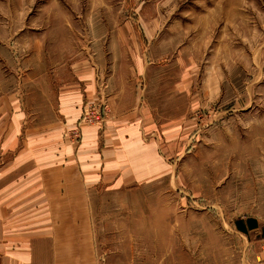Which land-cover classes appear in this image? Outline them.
I'll use <instances>...</instances> for the list:
<instances>
[{
	"label": "rangeland",
	"instance_id": "1",
	"mask_svg": "<svg viewBox=\"0 0 264 264\" xmlns=\"http://www.w3.org/2000/svg\"><path fill=\"white\" fill-rule=\"evenodd\" d=\"M13 161L0 247L38 225L37 178L76 167L100 177L83 191L98 264H236L235 222L264 225V0H0Z\"/></svg>",
	"mask_w": 264,
	"mask_h": 264
},
{
	"label": "crops",
	"instance_id": "2",
	"mask_svg": "<svg viewBox=\"0 0 264 264\" xmlns=\"http://www.w3.org/2000/svg\"><path fill=\"white\" fill-rule=\"evenodd\" d=\"M126 129L130 135L135 134L132 126ZM131 142H134V139ZM10 151L8 148L6 154ZM15 162H10L0 169V174L3 173L4 176L19 169L20 165ZM43 174V177L37 178L36 186H42L43 189L40 191L46 193L45 198L32 203L37 209L29 213L30 215L22 213L23 218L38 225L21 230L16 235L12 234V244L17 242L19 246L0 247V254L5 256L2 264H98L94 252L90 215L87 211L88 199L83 191H88L99 183L100 177L95 181L94 178L89 181L87 179L88 182L83 184L81 177H78L81 176V169L76 167H69L65 171L61 168H50ZM66 174L70 176L67 177ZM37 175L41 174L38 172ZM84 175L92 173L85 171ZM44 206L47 211L45 216ZM249 219L257 223L256 228L248 229L246 220H243L240 222L245 231L236 229L234 232L243 245L238 248L236 264H264V225L255 218ZM38 255L45 258L38 260L36 258Z\"/></svg>",
	"mask_w": 264,
	"mask_h": 264
},
{
	"label": "trees",
	"instance_id": "3",
	"mask_svg": "<svg viewBox=\"0 0 264 264\" xmlns=\"http://www.w3.org/2000/svg\"><path fill=\"white\" fill-rule=\"evenodd\" d=\"M246 226H247L248 229H254V228L257 227V223L254 220H252V219H247L246 220ZM235 227H236V229L238 231H241V232H244L245 231V229L241 225V222L240 221L235 222Z\"/></svg>",
	"mask_w": 264,
	"mask_h": 264
}]
</instances>
